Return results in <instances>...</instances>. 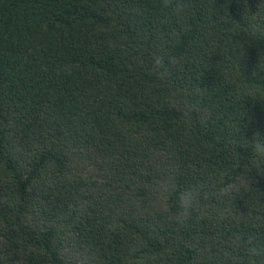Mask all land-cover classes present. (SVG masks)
<instances>
[{
	"label": "trees",
	"instance_id": "trees-1",
	"mask_svg": "<svg viewBox=\"0 0 264 264\" xmlns=\"http://www.w3.org/2000/svg\"><path fill=\"white\" fill-rule=\"evenodd\" d=\"M191 3L0 0V264H264V0Z\"/></svg>",
	"mask_w": 264,
	"mask_h": 264
},
{
	"label": "clouds",
	"instance_id": "clouds-1",
	"mask_svg": "<svg viewBox=\"0 0 264 264\" xmlns=\"http://www.w3.org/2000/svg\"><path fill=\"white\" fill-rule=\"evenodd\" d=\"M160 2L161 6L168 10L171 15L181 20L189 14L192 8L191 0H160ZM239 61L236 64V70L244 74L241 70ZM171 63L172 58L167 55L165 50L161 49L159 54H153L150 62V69L156 76L163 78L168 74L169 65ZM238 98L242 99V106L245 98H252L253 100L258 99L264 104V89H261L259 85H256L255 87L247 85L239 90ZM240 129H238V131H240ZM245 141L246 143L243 147L248 149V157L243 165L244 171L248 172L255 169L257 173H264V132L259 130L255 131L253 133V138L250 141ZM240 159L241 158H238L237 164ZM199 195L200 189L198 186H192L180 191L177 211L173 214V218L176 222H183L190 217L191 212L198 201Z\"/></svg>",
	"mask_w": 264,
	"mask_h": 264
}]
</instances>
